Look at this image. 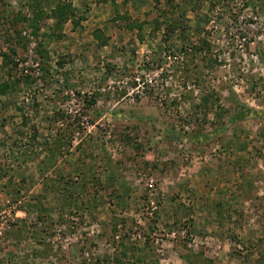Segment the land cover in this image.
Returning <instances> with one entry per match:
<instances>
[{
  "label": "rangeland",
  "instance_id": "obj_1",
  "mask_svg": "<svg viewBox=\"0 0 264 264\" xmlns=\"http://www.w3.org/2000/svg\"><path fill=\"white\" fill-rule=\"evenodd\" d=\"M0 264H264V0H0Z\"/></svg>",
  "mask_w": 264,
  "mask_h": 264
},
{
  "label": "trees",
  "instance_id": "obj_2",
  "mask_svg": "<svg viewBox=\"0 0 264 264\" xmlns=\"http://www.w3.org/2000/svg\"><path fill=\"white\" fill-rule=\"evenodd\" d=\"M61 8V7H60ZM54 13H56V11H54ZM57 14V13H56ZM63 14V13H62ZM60 15L61 14H58V17L57 18H60ZM57 16V15H56ZM69 16V14H67V17ZM67 19V18H66ZM65 19V20H66ZM96 97H97V95H96V93L93 95V96H88V95H86L85 96V98H84V102L85 103H87V104H96V101H97V99H96Z\"/></svg>",
  "mask_w": 264,
  "mask_h": 264
}]
</instances>
